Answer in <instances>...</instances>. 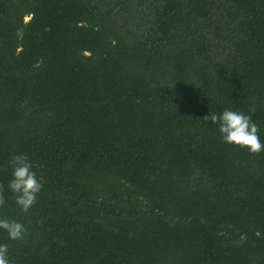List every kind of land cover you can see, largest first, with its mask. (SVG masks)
<instances>
[{
  "label": "trees",
  "instance_id": "16d2710c",
  "mask_svg": "<svg viewBox=\"0 0 264 264\" xmlns=\"http://www.w3.org/2000/svg\"><path fill=\"white\" fill-rule=\"evenodd\" d=\"M225 107L264 141V0H0L11 264H264V151L203 119ZM14 153L43 182L27 213Z\"/></svg>",
  "mask_w": 264,
  "mask_h": 264
},
{
  "label": "clouds",
  "instance_id": "9594fccd",
  "mask_svg": "<svg viewBox=\"0 0 264 264\" xmlns=\"http://www.w3.org/2000/svg\"><path fill=\"white\" fill-rule=\"evenodd\" d=\"M205 121L217 125L221 140L252 154L264 151V141L260 139L259 127L249 114L231 107H225L219 113H209L203 117ZM10 169L7 181V191L11 194L16 208L21 213H27L36 203L43 188L30 157L25 153H14L7 161ZM5 203V197L0 191V206ZM0 230H3L9 240H22L27 229L19 220L0 218ZM0 264H11L8 244L0 242Z\"/></svg>",
  "mask_w": 264,
  "mask_h": 264
},
{
  "label": "rangeland",
  "instance_id": "374dc122",
  "mask_svg": "<svg viewBox=\"0 0 264 264\" xmlns=\"http://www.w3.org/2000/svg\"><path fill=\"white\" fill-rule=\"evenodd\" d=\"M26 20L28 19V17L25 18Z\"/></svg>",
  "mask_w": 264,
  "mask_h": 264
}]
</instances>
